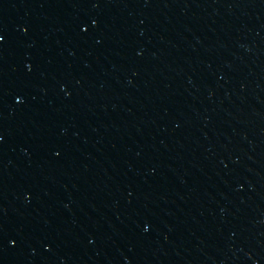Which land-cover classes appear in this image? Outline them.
Here are the masks:
<instances>
[{"label":"water","instance_id":"95a60500","mask_svg":"<svg viewBox=\"0 0 264 264\" xmlns=\"http://www.w3.org/2000/svg\"><path fill=\"white\" fill-rule=\"evenodd\" d=\"M0 264H264V0H0Z\"/></svg>","mask_w":264,"mask_h":264}]
</instances>
